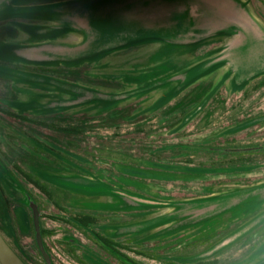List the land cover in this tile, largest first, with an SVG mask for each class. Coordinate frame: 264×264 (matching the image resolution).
I'll return each instance as SVG.
<instances>
[{
  "label": "rangeland",
  "instance_id": "1",
  "mask_svg": "<svg viewBox=\"0 0 264 264\" xmlns=\"http://www.w3.org/2000/svg\"><path fill=\"white\" fill-rule=\"evenodd\" d=\"M0 69V233L27 263L264 264V0H0Z\"/></svg>",
  "mask_w": 264,
  "mask_h": 264
},
{
  "label": "trees",
  "instance_id": "2",
  "mask_svg": "<svg viewBox=\"0 0 264 264\" xmlns=\"http://www.w3.org/2000/svg\"><path fill=\"white\" fill-rule=\"evenodd\" d=\"M29 8H30V6L29 7H21V8H19V9H17L18 10V12L17 13H15V12H13V14H11L10 13V15L9 16H5L6 18H9V17H18V16H25V17H27V16H29V17H34V13H26V11H28L29 10ZM34 8V7H33ZM35 18V17H34ZM28 31V33L29 34H31L32 35V38H36V33L35 32H32V31H30V30H27ZM198 44V42H196V43H192V44H187V45H184V46H193V45H197ZM13 48V47H12ZM12 53H15V51L14 52H12ZM16 56H19L17 53H16ZM23 57V56H22ZM23 59H25V60H27L26 59V57H24ZM27 61H30V62H34V63H36L35 61H38V60H27ZM217 66V65H216ZM202 67H203V65H199L198 67H197V70H201L202 69ZM0 70H2V69H0ZM211 72V69L210 70H208V72ZM207 71L206 72H204V71H202V72H200V71H198V73H199V75L197 76V77H200V76H203V75H205L206 73H208ZM74 90H76V91H79V92H82L81 93V95H83V97H85L86 96V98H87V100H86V102H92L93 100L95 101V100H97V101H99V100H101L102 102H112V101H114V100H118V97H114L113 99H111V98H104L103 96L102 97H100V96H98L99 94H97V93H95L94 91H92V90H86V92H85V90L83 89V88H81V87H75V89ZM67 91H69V90H67ZM70 92V91H69ZM88 96V97H87ZM130 96L128 95V94H122V96L120 97V99H127V98H129ZM101 101H99V102H101ZM0 168L2 169V171L4 172V173H7V169H6V167L4 166V164L1 162V160H0ZM8 179H9V183H10V186H11V188H12V191H13V195L15 196V199L19 202V203H21V204H23V205H25V206H27V207H31V204L32 203H34V204H36V201L34 200V198H33V196L30 194V192L27 190V188L17 179V178H13V176L12 175H9V177H8ZM90 190L91 191H103V192H107V193H114V194H120V195H125V196H127L128 195V197L130 198V199H132V200H134L135 202H137V203H139V204H141V205H144V206H147V207H164V206H167V204H164L163 202H160V201H157V200H154V199H151V198H147V197H143V196H136V195H132V194H125V193H123V192H120V191H118V190H115V189H108V188H103V187H94V188H90ZM244 203H242V204H240L238 207H240L241 205H243ZM237 207V208H238ZM250 208V207H249ZM75 219L78 221V223L80 224V225H82V226H90L91 224H95L96 222H97V218L96 217H94V216H90V215H81V214H79V215H76V217H75ZM41 232H42V230H41ZM241 233H236V234H234V235H232V236H229V237H226V239L225 240H223V242L221 243V244H219V248L220 249H226L227 247H230L234 242H236L239 238H241ZM102 239V241H103V243H105V244H109V243H111L109 240H107L106 238H101ZM45 245V244H44ZM11 246V245H10ZM12 247V246H11ZM13 248V247H12ZM14 249V248H13ZM15 250V249H14ZM47 250V249H46ZM16 252V251H15ZM17 253V252H16ZM48 253V252H47ZM18 254V253H17ZM19 255V254H18ZM20 256V255H19ZM21 257V256H20ZM21 259L25 262V263H27V261H25V259H23L22 257H21ZM209 264L211 263V264H215V262H208ZM217 263V262H216ZM27 264H29V263H27Z\"/></svg>",
  "mask_w": 264,
  "mask_h": 264
},
{
  "label": "water",
  "instance_id": "3",
  "mask_svg": "<svg viewBox=\"0 0 264 264\" xmlns=\"http://www.w3.org/2000/svg\"><path fill=\"white\" fill-rule=\"evenodd\" d=\"M33 211L34 218V228L36 231V239L39 250L46 260L47 263H50V256L47 253L44 241L42 238L41 232V221H40V210L37 204L32 203L30 207ZM0 263L1 264H27L21 257L15 252V250L10 246V244L5 240V238L0 233Z\"/></svg>",
  "mask_w": 264,
  "mask_h": 264
}]
</instances>
